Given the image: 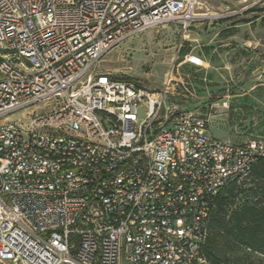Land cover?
I'll return each mask as SVG.
<instances>
[{
  "label": "built area",
  "instance_id": "built-area-1",
  "mask_svg": "<svg viewBox=\"0 0 264 264\" xmlns=\"http://www.w3.org/2000/svg\"><path fill=\"white\" fill-rule=\"evenodd\" d=\"M197 4L0 0V264L205 263L212 200L264 140L219 138L169 83L97 66L146 29H186Z\"/></svg>",
  "mask_w": 264,
  "mask_h": 264
},
{
  "label": "rangeland",
  "instance_id": "rangeland-1",
  "mask_svg": "<svg viewBox=\"0 0 264 264\" xmlns=\"http://www.w3.org/2000/svg\"><path fill=\"white\" fill-rule=\"evenodd\" d=\"M194 13L201 16L186 29L171 22L127 38L101 57L98 68L149 90L169 83V103L202 114L222 139L264 140V0H198ZM263 184L252 173L242 178L238 192L224 195L226 218ZM215 247L228 264H264V256L247 247L221 239Z\"/></svg>",
  "mask_w": 264,
  "mask_h": 264
},
{
  "label": "trees",
  "instance_id": "trees-1",
  "mask_svg": "<svg viewBox=\"0 0 264 264\" xmlns=\"http://www.w3.org/2000/svg\"><path fill=\"white\" fill-rule=\"evenodd\" d=\"M251 173L264 182V156L256 160L249 174ZM240 180L228 184L212 200L207 218V233L200 247L204 264H228L226 258L221 259L216 254L217 239L231 243L239 249L242 246L247 247L264 256V184L256 197L246 199V202L232 210L226 218L224 195L238 192L241 189L238 185Z\"/></svg>",
  "mask_w": 264,
  "mask_h": 264
},
{
  "label": "bare ground",
  "instance_id": "bare-ground-1",
  "mask_svg": "<svg viewBox=\"0 0 264 264\" xmlns=\"http://www.w3.org/2000/svg\"><path fill=\"white\" fill-rule=\"evenodd\" d=\"M194 15H195L196 17H197V16H201L200 14H194ZM225 105H226V104H225Z\"/></svg>",
  "mask_w": 264,
  "mask_h": 264
},
{
  "label": "crops",
  "instance_id": "crops-1",
  "mask_svg": "<svg viewBox=\"0 0 264 264\" xmlns=\"http://www.w3.org/2000/svg\"><path fill=\"white\" fill-rule=\"evenodd\" d=\"M197 57V56H196ZM199 58V57H198ZM193 65H195V64H193ZM216 136V135H215ZM218 137V136H217ZM220 138V137H219Z\"/></svg>",
  "mask_w": 264,
  "mask_h": 264
}]
</instances>
